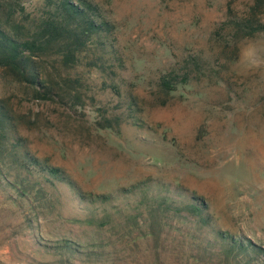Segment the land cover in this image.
<instances>
[{
  "label": "rangeland",
  "instance_id": "obj_1",
  "mask_svg": "<svg viewBox=\"0 0 264 264\" xmlns=\"http://www.w3.org/2000/svg\"><path fill=\"white\" fill-rule=\"evenodd\" d=\"M94 1L114 26V46L99 67L84 58L69 72L81 86L63 101L40 100L0 68V96L18 112L32 154L87 193L115 198L112 220L103 228L67 221L57 209L80 212L66 186L54 212L0 174V264H264L262 253L227 258L216 235L264 248V31L237 42L226 23L253 0ZM17 2L32 15L44 7V0ZM192 56L198 66L188 63ZM173 69H190V78L167 93L159 80ZM103 116H119L120 127H99ZM143 181L144 198L160 192L180 203L195 193L211 220L159 210L151 234L152 208L144 204L141 222L129 226L126 216L136 213L120 191ZM63 239L82 244V254L58 249Z\"/></svg>",
  "mask_w": 264,
  "mask_h": 264
},
{
  "label": "trees",
  "instance_id": "obj_2",
  "mask_svg": "<svg viewBox=\"0 0 264 264\" xmlns=\"http://www.w3.org/2000/svg\"><path fill=\"white\" fill-rule=\"evenodd\" d=\"M226 23L237 42L264 31V0H253L245 15H230ZM113 30V24L94 0H44V7L38 15L26 13L17 0H0V68L14 83L31 91L35 98L56 101L58 97L63 101L64 93L69 92L67 89L76 90L81 86L80 78L69 74L70 71L81 66L84 58L91 59L90 64L99 67L98 59L103 60L112 54ZM198 61V56H192L188 63L198 66ZM49 62H54L52 67L57 77L48 69ZM189 78L190 69H185L183 73L173 69L160 77L159 85L170 93L180 84L188 83ZM112 88L117 91L116 86L112 85ZM73 97L80 100V91ZM7 99L0 96V174L21 197L44 201L47 208L54 212L60 202L57 195L59 187L66 186L72 199L77 201L80 213L64 215L57 209V215L94 228L107 226L112 220L109 207L114 205L115 198L104 193H87L61 167L32 154L19 132L18 112ZM134 105L132 101L131 110ZM97 125L119 128L121 118L103 116ZM145 188L149 185L144 181L121 188L119 196L136 213L126 216L129 226L137 227L141 222L139 217L143 214L144 204L152 208L149 222L151 234L158 231L159 210L175 214L187 211L196 215L198 222L203 224L211 220L205 213L204 201L195 193L192 201L176 203L160 192L151 198H144ZM100 207L102 215L98 212ZM118 212H123V209H118ZM216 235L224 239L222 246L227 258L234 252L264 255V248L250 240L225 236L220 230L216 231ZM79 245L70 239H63L58 249L67 251L71 256L80 255L82 244ZM86 253L90 255L97 251L90 249ZM247 264H251L250 260Z\"/></svg>",
  "mask_w": 264,
  "mask_h": 264
}]
</instances>
